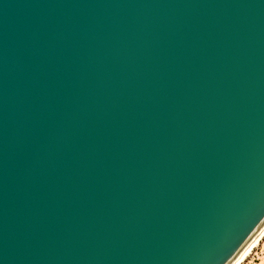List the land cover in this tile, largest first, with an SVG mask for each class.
Returning <instances> with one entry per match:
<instances>
[{"label":"water","instance_id":"1","mask_svg":"<svg viewBox=\"0 0 264 264\" xmlns=\"http://www.w3.org/2000/svg\"><path fill=\"white\" fill-rule=\"evenodd\" d=\"M264 232V0H0V264H236Z\"/></svg>","mask_w":264,"mask_h":264},{"label":"bare ground","instance_id":"2","mask_svg":"<svg viewBox=\"0 0 264 264\" xmlns=\"http://www.w3.org/2000/svg\"><path fill=\"white\" fill-rule=\"evenodd\" d=\"M263 241H264V232L252 244V246L247 250V252L241 257V259L239 260L241 264H246L249 261L250 257H252L254 252L257 250V248L259 247V245H261Z\"/></svg>","mask_w":264,"mask_h":264},{"label":"rangeland","instance_id":"3","mask_svg":"<svg viewBox=\"0 0 264 264\" xmlns=\"http://www.w3.org/2000/svg\"><path fill=\"white\" fill-rule=\"evenodd\" d=\"M261 253H264V241L261 243V245H259L257 250L254 252L252 257H250L246 264H259V260L256 258L259 257Z\"/></svg>","mask_w":264,"mask_h":264},{"label":"clouds","instance_id":"4","mask_svg":"<svg viewBox=\"0 0 264 264\" xmlns=\"http://www.w3.org/2000/svg\"><path fill=\"white\" fill-rule=\"evenodd\" d=\"M256 259L259 260V264H264V253H261L260 256L257 257ZM237 264H241V262L238 261Z\"/></svg>","mask_w":264,"mask_h":264}]
</instances>
